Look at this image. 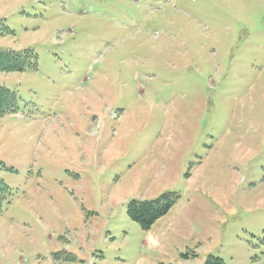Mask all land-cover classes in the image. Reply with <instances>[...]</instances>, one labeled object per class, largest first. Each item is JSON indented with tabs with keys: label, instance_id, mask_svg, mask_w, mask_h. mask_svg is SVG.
Returning a JSON list of instances; mask_svg holds the SVG:
<instances>
[{
	"label": "rangeland",
	"instance_id": "1",
	"mask_svg": "<svg viewBox=\"0 0 264 264\" xmlns=\"http://www.w3.org/2000/svg\"><path fill=\"white\" fill-rule=\"evenodd\" d=\"M0 25L36 57L0 72V264H264V0H0Z\"/></svg>",
	"mask_w": 264,
	"mask_h": 264
},
{
	"label": "trees",
	"instance_id": "2",
	"mask_svg": "<svg viewBox=\"0 0 264 264\" xmlns=\"http://www.w3.org/2000/svg\"><path fill=\"white\" fill-rule=\"evenodd\" d=\"M35 58L31 51L16 52L0 48V72L17 73L27 69L31 70L35 66ZM17 112L18 105L15 93L0 87V118ZM7 189L0 181V197ZM173 202L174 197L171 194H164L152 201H131L127 206V216L142 230L146 231L156 220L169 211ZM204 264H223V262L218 258L208 257Z\"/></svg>",
	"mask_w": 264,
	"mask_h": 264
}]
</instances>
